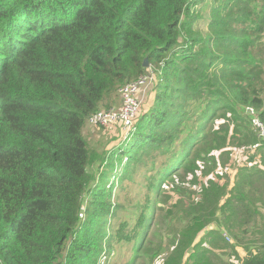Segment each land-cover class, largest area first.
<instances>
[{"label":"trees","instance_id":"1","mask_svg":"<svg viewBox=\"0 0 264 264\" xmlns=\"http://www.w3.org/2000/svg\"><path fill=\"white\" fill-rule=\"evenodd\" d=\"M141 77L139 97L154 89L148 112L113 150L91 147L86 123L104 126L90 117L120 109L119 88ZM253 115L264 122V0H0V264H105L104 240L131 243L135 264L151 220L153 235L163 231L145 263L171 238L163 264H264V143ZM118 156L120 187L136 182L145 203L104 189ZM106 165L99 182L87 177ZM213 172L223 183L202 180ZM181 176L196 189H181L195 199L184 213L192 207L193 229L179 233L157 211Z\"/></svg>","mask_w":264,"mask_h":264},{"label":"rangeland","instance_id":"2","mask_svg":"<svg viewBox=\"0 0 264 264\" xmlns=\"http://www.w3.org/2000/svg\"><path fill=\"white\" fill-rule=\"evenodd\" d=\"M206 30H204V31H206ZM216 64H217V66H219L218 65L219 63H216ZM158 72L162 76V72L161 71H158ZM155 74H154V77H155ZM120 88H119V90H120ZM144 88H146L145 93H143V94L140 93V97L142 99H138L139 111H138L137 117L139 115L147 113L151 104L154 102V99H153L154 89L152 88V86L148 84V86H146ZM119 90H118V95H117V99H116L117 105L121 104V98H120ZM137 97L140 98L139 93H138ZM120 106L121 105H119V107ZM113 110H116V109H113ZM250 111L248 110V112H250ZM256 117L257 116L253 115L251 118V121H252L251 124H252L254 129H255V127H254L253 122H254V119ZM89 129L91 131H89ZM84 135L87 137L89 145L91 147L98 149V150H100V149H107V150L112 149L113 150V148H115L117 146V144L119 145V143L121 142L120 140H122L123 138L126 137L122 127L118 126L117 124H112L110 126H104L103 128H97V127L93 128L89 123H86ZM243 155H244V152H240V153H238V156H235L236 157L235 159L239 163L245 162V161H243L245 159V156L242 157ZM221 160H223V159H221ZM125 161H126V156L125 157L124 156H118L114 162V165H113L114 169L112 171V176L106 177V179L105 178L100 179V177L103 176L104 172H106V170L108 168L107 165L104 168L100 167V169H96V167H94V166L90 167L88 169V173H87V177H89L90 180L94 179V182H99V179H100V181L103 182L104 189L106 191H108V190L111 191L112 199L115 198L122 203H125L129 196H132V195L138 196L139 195L137 193L136 187H135L136 182L126 180L124 182L126 187H120V185L118 183V174L122 170L123 165L127 162V161L126 162ZM233 162H234V159L231 158L229 160V164H233ZM227 167H229V166H227ZM230 168L232 170L231 174L234 173L235 169L233 168V166H230ZM259 168H262L261 163H259ZM214 173L215 172L211 173L210 175H208L206 177H203L202 180L205 181L206 179H210L209 177L212 176L211 178H213L216 181H219L216 178V176L213 175ZM92 176H94V178H92ZM135 176H136L137 181L140 180L141 178H143L142 172H140L139 174H136ZM152 179L150 180L151 182H152ZM112 181H113V184H112ZM187 181H188V179L183 178L181 176L173 182L172 186L169 188V193H168L172 197L168 202L167 201L165 202L162 209L158 208L160 205V202L157 200V197L152 198L150 201H154V202L151 203L147 207V217H151L159 209L157 211V214H162L164 216V218L167 216V219L170 220V225L172 227L173 232H179L180 233L184 229H186L188 231L193 229L192 221H191V218L189 217L192 214V207L189 208V210H190L189 216H184V213H185V208H186L188 202L190 200L193 201L195 199V197L182 196L181 195V189L193 190L196 188L193 186H188ZM219 183H223V181H219ZM159 188L160 187H158L157 190ZM145 189H146V187H145ZM161 189L163 192H165L167 190L166 184H164L161 187ZM143 191H144V193L140 194L139 197L136 198L134 201H137V202L141 201L144 203L146 202L148 195L146 194V190L143 189ZM87 198H89V197L86 194L85 199H87ZM178 198H179L178 207L175 208L172 205L175 203L176 200H178ZM130 202H133V201H130ZM167 206L170 209H169V211L166 212V211H164V208ZM117 214L120 217H126V211L125 210H121L119 213L117 212ZM152 223H153V220L149 221L150 227L146 228V230L144 232V237L147 236V239H144L143 242L139 245V249H141L140 255H139L138 260L135 264H148V263H145V260H146L147 256L149 255V252L151 251L150 250L151 247L147 243L149 240H155V239H159L161 237L163 228L158 227L160 233L158 235H153L154 230H153V224ZM209 226L215 227L216 224L213 223ZM109 228H110V225H107V230H109ZM206 232H207L206 230L200 232L199 237L204 235ZM177 243H178V240L172 241L171 238H163V240L161 242V246H162L161 253L154 260L153 264H163L162 261L164 259H167L169 256H171L172 253L175 251ZM100 246L102 248V251L97 255V257H99V260L101 262H104L105 264H128L130 257L134 254L133 246L131 245V243H127V242H119V243L115 242V243H112L110 246H108V242H106V240H104ZM203 246H204V248H208V246H209L208 241H205L203 243ZM209 256H210V253H207L206 257H209Z\"/></svg>","mask_w":264,"mask_h":264},{"label":"built area","instance_id":"3","mask_svg":"<svg viewBox=\"0 0 264 264\" xmlns=\"http://www.w3.org/2000/svg\"><path fill=\"white\" fill-rule=\"evenodd\" d=\"M144 83L145 78L141 77L136 81L125 84L120 89V96L122 99L120 109H110L108 111L98 112L90 117V123L93 125H97L99 123L103 126H108L110 122L120 121L122 123V129L125 135H127L128 133L125 131L132 127V121L139 110V101L137 96L140 86ZM253 124L261 142L264 143V122L260 118L256 117Z\"/></svg>","mask_w":264,"mask_h":264},{"label":"water","instance_id":"4","mask_svg":"<svg viewBox=\"0 0 264 264\" xmlns=\"http://www.w3.org/2000/svg\"><path fill=\"white\" fill-rule=\"evenodd\" d=\"M143 66H148L147 58L143 60ZM250 111V109H248Z\"/></svg>","mask_w":264,"mask_h":264}]
</instances>
